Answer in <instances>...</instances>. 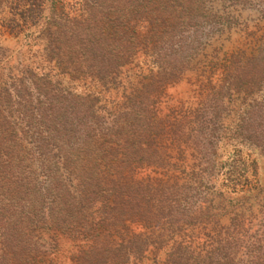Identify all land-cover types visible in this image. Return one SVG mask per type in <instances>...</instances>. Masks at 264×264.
<instances>
[{
	"label": "rangeland",
	"instance_id": "rangeland-1",
	"mask_svg": "<svg viewBox=\"0 0 264 264\" xmlns=\"http://www.w3.org/2000/svg\"><path fill=\"white\" fill-rule=\"evenodd\" d=\"M186 2L175 31L145 48L140 43L128 64L94 80L84 65L69 73L55 55L47 59L38 26L17 34L0 26V264H23L6 250L13 225L26 251L38 247L52 264H68L64 198L113 189V175L96 174L97 157L69 152L81 137L63 143L68 130L60 115L37 120L50 100L88 107L85 119L101 131L112 118L132 120L144 104L150 123L117 133L132 143L129 186L172 191L179 210L155 216L158 224L145 229L148 248L128 264H175L178 257L185 264L209 257L264 264V123L250 111L264 102V0ZM169 63L182 65L178 76L157 84ZM56 216L66 218L63 225Z\"/></svg>",
	"mask_w": 264,
	"mask_h": 264
},
{
	"label": "trees",
	"instance_id": "trees-1",
	"mask_svg": "<svg viewBox=\"0 0 264 264\" xmlns=\"http://www.w3.org/2000/svg\"><path fill=\"white\" fill-rule=\"evenodd\" d=\"M189 5L188 2L184 5L182 0H0V26L13 34L25 27L38 26L45 41L43 51L47 59L50 54L55 55L65 68L69 66V73L84 65L93 72L90 76L94 80L97 76L110 77L117 68L128 64L139 51L136 46L140 43V47L145 48L148 43L153 45L163 40L167 31H175L176 17L187 14L185 11ZM183 10L184 15L181 13ZM180 48V45L175 46L172 51L178 52ZM166 66L168 68L161 67L158 72L161 76L156 83L159 85L176 79L182 65L169 63ZM50 95H46L49 100ZM141 102V109L135 110L132 120L126 123L112 118L110 126L103 131L100 130L101 125L85 119L88 107L81 110L68 104L56 106L51 100L44 107L47 112L40 113L37 119H47L50 123L60 115L64 124L70 123V126L61 125L62 129L68 130L63 133V143L68 144L69 140L76 141L81 137L80 144L68 147L69 152H73L75 157H97L100 162L96 174L102 177L113 175L115 178H109L114 184L111 185L113 189H81L76 200L70 202L64 198L63 210L70 218L65 221L64 216H56V219L60 218L62 225L65 221L67 233L63 232L62 236H71L68 239V264H128L130 258L138 263L150 244L144 236L145 229L158 224L155 216L173 217L179 210V202L172 191L130 189L132 169L129 164L132 157L129 152L132 143L125 141L127 136L120 142L118 134L126 127L131 131L139 130L150 123ZM250 111L260 115V123H264V102ZM26 122L30 127L31 118ZM30 131L33 133L35 130ZM112 134V138L108 137ZM137 150H141L139 143ZM55 206L61 209L62 204ZM132 224L142 230L134 233ZM12 229L8 242L12 246L6 250L17 253L23 264H52L43 252L37 251L38 247L26 251L24 246L28 244L22 241L14 225ZM37 235H40L39 231ZM49 237L57 243L55 235L51 233ZM180 260L178 257L175 264H185V259ZM231 263L232 260L225 257L214 260L209 257L205 262Z\"/></svg>",
	"mask_w": 264,
	"mask_h": 264
}]
</instances>
